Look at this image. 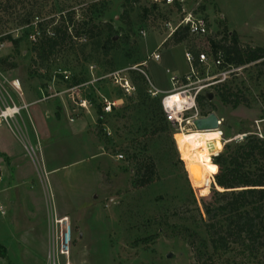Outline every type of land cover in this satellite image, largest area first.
I'll return each instance as SVG.
<instances>
[{
	"label": "rangeland",
	"instance_id": "rangeland-1",
	"mask_svg": "<svg viewBox=\"0 0 264 264\" xmlns=\"http://www.w3.org/2000/svg\"><path fill=\"white\" fill-rule=\"evenodd\" d=\"M144 6L142 1L134 3L127 18L122 16L124 0H0V58H8L7 68H0V101L9 97L18 102L19 96L10 87V81L18 79L23 93L29 92L37 101H48L43 97L49 94L61 93L57 97L67 99L72 94L74 108L82 112L70 116L76 120L70 126L82 123L75 141L71 135L66 139L57 127V139L44 146L31 134L25 113L18 118L23 134L16 124L11 130L1 123V178L7 182L18 170L34 176L46 173L45 159L56 169L48 173V198L52 197L54 211L70 222V264H264V252L248 255L234 248L220 256L211 253L199 210L203 212L214 193L213 167L210 163L206 172H193L189 143L197 137L195 131L185 136V131H174L173 143L166 135L152 134L157 120L149 115L146 99L148 95L160 100L161 95L151 94V84L169 90L171 76L178 78L175 85L187 83L186 76L191 83L204 84L211 82L218 68L196 61L198 53H210L208 36H187L177 44L170 38L158 49L166 34L164 21H175L177 15L164 7L146 13ZM201 12L209 19L213 35L222 38L231 27L241 34V45L264 47V0H204ZM66 22L69 37L48 60L40 62L33 51L34 41L53 36L54 28ZM108 26L116 31L112 39L116 45L106 51ZM15 39L17 46L12 42ZM157 49L160 59H149ZM185 50L195 58L193 71ZM124 80L130 86L128 93L121 87ZM225 82L242 102L232 108L221 103L213 88L203 91L211 92L213 113L222 121L217 132L199 135L211 148L210 155L243 134L264 136V75L259 67L245 65ZM58 98L49 104L57 113ZM105 99L116 102L108 113L104 112ZM79 114H87V119L80 120ZM197 146L195 153L203 154L202 142ZM142 160L155 164L157 176L143 188L133 181ZM209 179V201L201 202L194 188ZM188 184L194 197L189 195ZM10 216L0 213L2 243L13 239ZM45 216L50 236V218L48 213ZM35 227L31 226V235H37ZM65 263L66 258L60 257L59 264ZM0 264H4L2 259Z\"/></svg>",
	"mask_w": 264,
	"mask_h": 264
},
{
	"label": "trees",
	"instance_id": "trees-1",
	"mask_svg": "<svg viewBox=\"0 0 264 264\" xmlns=\"http://www.w3.org/2000/svg\"><path fill=\"white\" fill-rule=\"evenodd\" d=\"M124 1L125 7L122 16L128 18L132 5L139 0ZM152 10V8H144L146 13ZM54 29L53 36H44L34 41L33 51L40 62L48 60L56 52L57 47L69 37L67 22L62 28L58 26ZM90 29L88 28V31ZM108 30L110 35L106 41H110V45L106 51L116 45L112 40L116 31L111 26H108ZM75 35H79V33L75 32ZM187 36L186 29H183L175 32L171 39L177 44L185 40ZM6 38H9V35ZM12 42L14 46H17L18 40L15 39ZM209 43L214 56L218 51L222 52L224 66L239 67L254 63L259 67L260 74L264 75V47L241 45L239 37L234 31L229 34L227 32L220 39L209 37ZM7 60V57L0 58L1 69L7 68ZM209 87L217 92L222 104H230L232 108H236L242 102L238 92L233 91L225 81ZM261 96L264 101V89ZM209 99L207 91L197 95V103L202 116H207L215 110V106ZM146 102L150 109L149 115L157 120L152 134L166 135L173 143L175 129L165 118L161 98L159 100L147 95ZM205 106L208 107L206 111L202 109ZM96 113L97 124H100L102 110L98 107ZM211 131L215 130H200L199 133ZM211 164L214 193L203 212L198 209L211 253L220 256L234 248L240 249L248 255L264 252V136L249 133L239 141L225 142L222 149L211 156ZM156 179L155 164L143 160L138 161L133 179L134 184L143 188ZM210 183L211 179L204 186L194 188L199 201H209L211 194L208 192V185ZM188 190L189 195L194 197L189 184ZM190 244L193 248L194 241H190ZM204 246L206 245L204 244ZM0 253H3L2 246H0Z\"/></svg>",
	"mask_w": 264,
	"mask_h": 264
},
{
	"label": "built area",
	"instance_id": "built-area-1",
	"mask_svg": "<svg viewBox=\"0 0 264 264\" xmlns=\"http://www.w3.org/2000/svg\"><path fill=\"white\" fill-rule=\"evenodd\" d=\"M142 1L146 9H158L161 7L167 8V10H172L176 13L177 18L175 21L166 19L164 21L163 27L166 31L165 38L160 46L167 40L172 38L173 34L177 31H181L186 29L188 36H193L197 38H205V37H215L216 39H220L219 37L212 34L210 30V22L201 12V7L203 5L204 0H139ZM192 3L191 6L187 5V3ZM144 34V31H140ZM210 44V43H209ZM210 53L208 51H203L197 54L196 61L200 65H208L218 68V72L216 75L211 77V82L204 84H197L198 82L191 83L189 77L186 76L184 80L188 81L185 84L175 85L177 83L178 78L171 76L172 88L169 91H161L155 88L151 84V94L152 95H161V106L164 112L166 120L172 125V127L177 130H185L187 128H195L194 121L197 118L205 117L200 115L199 106L197 103V95L207 89L209 86L224 82L228 76L236 71H239L244 66L234 67L232 65H223L222 52L218 51L216 56L212 54L211 46L208 47ZM157 51L153 52L149 59L158 61L160 59V53ZM184 56L186 61L190 66V70L193 71V62L195 58L193 54L185 50ZM145 64V62L143 63ZM142 65V64H141ZM134 69L140 68L133 67ZM114 78H117L114 76ZM197 84V85H196ZM10 87L13 89L15 93L19 96L18 102L14 101L12 98L7 97L3 101H0V124L5 122L8 127L12 130V124H16L19 132L22 133L20 125L18 124V118L21 117L22 112H26L29 103L24 101L23 99V91L21 89V85L18 79H13L10 81ZM122 89L125 92H129L130 86L126 80L124 83H121ZM208 95L211 92H207ZM54 94H49L47 97H43L44 99L53 96ZM172 95H176L173 101H168ZM41 100V99H40ZM106 104L104 106V112H110L112 106L114 107L116 102H109L106 99L104 100ZM83 103H81V106ZM72 121V119H70ZM217 123L220 126L222 121L218 118ZM23 134V133H22ZM32 152L34 149L31 147ZM117 158H122V155H117ZM43 174H46L43 172ZM47 213L49 215V226H50V238H49V248L47 253V264H59L60 257L66 258L65 264H70L68 261L69 257V244H70V222L67 216H60L59 213L54 211V205L52 197L49 199L47 197ZM0 213L6 214V208L4 204L0 200Z\"/></svg>",
	"mask_w": 264,
	"mask_h": 264
},
{
	"label": "crops",
	"instance_id": "crops-1",
	"mask_svg": "<svg viewBox=\"0 0 264 264\" xmlns=\"http://www.w3.org/2000/svg\"><path fill=\"white\" fill-rule=\"evenodd\" d=\"M218 8L220 7L218 6ZM229 29L230 32L234 31L240 38V33L231 27ZM23 94L24 101L29 103L30 106L26 112L23 111L22 113H25L29 128L33 131L31 134L37 136L41 146H44L48 141L53 142L57 139L56 135L60 133L57 127L61 129L62 133L66 134L64 135V137L67 136L66 139L69 140L71 135L72 141H75L77 132L82 130V123L80 121L78 127L70 126V123H76V120L70 116L81 112V110L74 108L73 103L75 105L76 103L72 94H68L67 99L64 97L58 98L57 96H60L61 93H56L47 98L48 101H37L36 96L33 97L29 92ZM56 97L60 99L59 105L61 108L57 106L58 113L55 108L52 109V106L49 105L50 102L53 103L57 99ZM79 116L77 117L80 120L82 117L83 120L87 119V114H79ZM44 162L46 169L49 167L46 174L40 173L34 176L22 174L18 170L16 174L11 175V179L7 182H4L0 175V200L7 210L6 214L11 213V223L14 224L13 239L3 241V243L0 241V246L3 248L0 259L4 261V264H47L49 248L45 216L49 192L47 178L48 173L50 174L56 169L48 166V160L45 159ZM32 225H36L34 230L37 231V235L30 234L29 230L32 229Z\"/></svg>",
	"mask_w": 264,
	"mask_h": 264
},
{
	"label": "bare ground",
	"instance_id": "bare-ground-1",
	"mask_svg": "<svg viewBox=\"0 0 264 264\" xmlns=\"http://www.w3.org/2000/svg\"><path fill=\"white\" fill-rule=\"evenodd\" d=\"M172 97L176 98V95H172L170 98H172ZM170 98H168V101H170L169 100ZM173 100H174V98H173ZM200 130H215V131L199 133L198 131H200ZM218 130H219L218 128L217 129H195V130H191V129L187 128L185 130H183V129L178 130L179 132L185 131V132L182 133L183 136H185L186 132L188 133V132H191V131H195V134H197V137L191 143H189L192 146V162H193V172L194 173H204V172H206L208 170V168H209L210 163H211V157H210L211 156L210 155V149L211 148L209 146H206L203 143V139H202V137H199V135L200 134H206V133H215ZM219 134H220V138H221V132L220 131H219ZM201 142L203 144L202 148L204 150V153L197 155L195 153L196 149L194 147H198L197 145L201 144ZM195 144H197V145H195ZM217 152H215V153H217ZM200 158H203L205 161H200Z\"/></svg>",
	"mask_w": 264,
	"mask_h": 264
},
{
	"label": "water",
	"instance_id": "water-1",
	"mask_svg": "<svg viewBox=\"0 0 264 264\" xmlns=\"http://www.w3.org/2000/svg\"><path fill=\"white\" fill-rule=\"evenodd\" d=\"M217 119H218V117L213 112L209 113L205 117L197 118L194 121L195 129H217L219 127V125L217 123ZM245 136H246V134H243V135L235 138V140L239 141V140L243 139ZM215 154L216 153H211V156L215 155Z\"/></svg>",
	"mask_w": 264,
	"mask_h": 264
}]
</instances>
